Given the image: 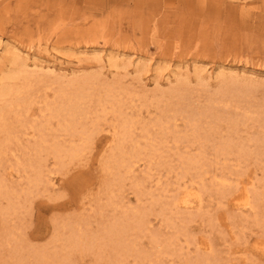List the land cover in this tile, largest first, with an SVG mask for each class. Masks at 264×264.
<instances>
[{
    "label": "rangeland",
    "instance_id": "374dc122",
    "mask_svg": "<svg viewBox=\"0 0 264 264\" xmlns=\"http://www.w3.org/2000/svg\"><path fill=\"white\" fill-rule=\"evenodd\" d=\"M5 49L52 81L78 76L94 94L112 84L120 99L87 103L78 129L92 136L76 159L36 158L39 131L26 127L0 155V264H264V0H0ZM11 70L0 65V90ZM28 120L44 121L39 104ZM123 120L132 142L119 140ZM59 128L51 120L49 143L83 142ZM131 150L132 172L117 174ZM187 191L201 201L184 206ZM142 215L122 238L136 249L118 254L107 229ZM71 227L95 245L70 249Z\"/></svg>",
    "mask_w": 264,
    "mask_h": 264
},
{
    "label": "bare ground",
    "instance_id": "6f19581e",
    "mask_svg": "<svg viewBox=\"0 0 264 264\" xmlns=\"http://www.w3.org/2000/svg\"><path fill=\"white\" fill-rule=\"evenodd\" d=\"M25 54H26V57L24 58L21 56L20 53H18L16 51H10L9 49H5L3 55L0 58V65H2L7 60L8 63L11 66H13V70H11L7 73H4L5 75H3L2 78H3V80H5V83H4V87L0 90V98L1 99H7V101H8V103L6 104L7 106L4 108V110L0 111L1 112L0 113V133L4 134V137H5L4 140L2 141V144H0V155L1 156L5 155V153L8 152V150L10 149V146L13 144V142L19 140L20 129H22V127H26V129L30 128V129H34V130L39 131L38 132V134H39L38 139H36L35 142L30 147H27V148H29L30 151H32V155L36 156V158L38 157V155L45 153L46 155L52 154L53 156L58 157V158L64 157V158L69 159V160L76 159L81 154L82 149H80V148L83 147V144L85 142H89L91 140V136H92V133L89 132L90 130L88 131L86 129L87 126L86 127L84 126L83 128H81V130L78 129V126H79V123H81V120L83 118H85L87 116V114L89 113L87 111V108H86L87 103H91L94 96L97 95L95 97L94 101L97 104L102 105V109H104L105 104L110 102L109 99L115 98L116 94L114 93V89H116V87L112 84H102L103 85V87H101L102 92H98V94H94L93 93V90L95 89L94 83L92 81L90 82V80L79 79L78 76H75V77L69 79L68 81H61L60 78H59L60 81H52L51 80V74H49L48 72L40 73V71H42L43 69L40 70L39 72L36 70H33V69H32V71L29 70L27 63H26V59H28V54L27 53H25ZM110 57H111V55H110ZM30 58L32 59L35 66L37 64H40V62H41V61L40 62L38 61L39 56H36L35 54L31 55ZM99 58H102V57H99ZM102 60H104V59L102 58L101 61ZM42 61H44V60H42ZM108 61L110 62V66L114 65L113 62L115 60L113 57L108 59ZM40 66H42V65L40 64ZM47 68H49V67H47ZM51 70H53V67L51 68ZM54 84H57V87H53V86H55ZM117 89H118V87H117ZM120 90H122L120 92L125 91V90L123 91L122 87H120ZM180 90H181L180 88L172 90V91L170 90L169 95L170 96L173 95L175 97L176 93H183ZM183 94H185V93H183ZM238 95L241 97V95L239 93H238ZM119 96H121V95H119ZM240 97H238V98H240ZM102 98H104V100H102ZM182 98H184V97H181V95H180L178 97V100L179 99L182 100ZM119 99L120 98H115L114 100L116 101V103H118ZM114 100H112V101H114ZM238 103H239L238 101H235L234 104L238 105ZM34 104L40 105L41 117H42V120H44L43 122L40 123V125H38L37 123H32L31 121L28 120V113L30 112L31 107ZM4 105L5 104H3V106ZM240 105H242V104H240ZM128 106H130V105H128ZM117 109H116L117 114L119 113V115H121V112H118L120 109L119 110H117ZM51 120H54V121L57 120L58 126L60 127L59 128L60 131L65 132L67 135L73 137L76 134H79V136L78 135L77 136L83 142H80V144L74 143V144H71L70 146L69 145L66 146L63 143H60L58 141H54L53 143H49L47 136L45 135V132H46V128L48 126H50ZM123 121H124L123 124L120 125L122 130L120 132L121 134L119 133L120 134L119 140H121L123 142L130 140V142H132L131 138L133 137V135H135V134H133L134 131L132 129V125H130V123L125 121V120H123ZM42 123H43V125H41ZM97 123H94V125H96ZM111 126H112V124H111ZM120 126H119V128H120ZM151 129H154V127ZM113 130H114V128H113ZM112 135H113V133H112ZM182 137H184V136H182ZM80 139H79V141H81ZM119 143H120V141H119ZM162 144L164 145V143H162ZM134 145H136V143ZM131 147L133 149V146H131ZM226 148H228V147H226ZM115 149L119 150L120 152L122 151V153H124L121 145L118 147H115ZM152 150H154V149H152ZM30 151H28V152H30ZM110 151L111 150H109V152ZM120 152H119V154H120ZM131 152H132V150H131ZM138 152H136V151L132 152V153H130V155H128V153H127L126 154L127 156L126 155L124 156L123 154H121V157L118 159V162H117V174H120L119 170L121 168H124L126 173L132 172L133 163H135L134 159H137L140 156V154ZM154 152L158 153L157 150ZM154 152H152V154ZM153 159H154V157H153ZM59 160H60V158H59ZM105 167H106V165H105ZM36 168L40 169L38 171L39 172L38 173L39 174L38 180H40L42 178V169H43L42 164L39 163L38 167H36ZM30 169H32V168H30ZM125 171H122V172H125ZM115 177H116V174H115ZM45 178H46V176H45ZM118 178H119V176H118ZM0 182H2V181H0ZM49 184H51V183H49ZM196 199L201 201L199 196L195 195L191 191L190 192L187 191L186 194L181 199V202H183L184 206L190 207L195 202ZM236 204H239L245 208L248 206H251V203L249 202L248 197L245 195H240V196L236 197ZM144 224H145V221H144L143 215H142L141 217L140 216L133 217L131 219V225L129 223H128V225H124L123 223H117V224L110 226V228L107 229V233L109 234V236H116L117 237V246H118L117 252H118V254H120V252H122V251H132L133 247L135 246V244H128L122 240L123 237L126 238V230H131V229L139 230L141 228V226ZM73 226H75V225H73ZM70 230L72 232V235L68 239V246L70 247V249L81 248L82 250H88L91 246L89 242H93L91 244H92V246H94L95 241H97V239L99 237L98 235H96V233L86 234V232H83L80 229L76 230L75 227H71ZM86 238L90 239L89 242ZM153 239H154V237H153Z\"/></svg>",
    "mask_w": 264,
    "mask_h": 264
}]
</instances>
